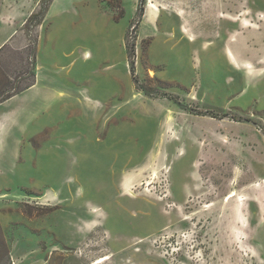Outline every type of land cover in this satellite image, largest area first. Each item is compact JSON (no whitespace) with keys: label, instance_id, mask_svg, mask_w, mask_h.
Segmentation results:
<instances>
[{"label":"rangeland","instance_id":"374dc122","mask_svg":"<svg viewBox=\"0 0 264 264\" xmlns=\"http://www.w3.org/2000/svg\"><path fill=\"white\" fill-rule=\"evenodd\" d=\"M40 1L0 0V97L35 82L0 107V264H264V0Z\"/></svg>","mask_w":264,"mask_h":264},{"label":"trees","instance_id":"16d2710c","mask_svg":"<svg viewBox=\"0 0 264 264\" xmlns=\"http://www.w3.org/2000/svg\"><path fill=\"white\" fill-rule=\"evenodd\" d=\"M52 0H41L40 1V4H39V9L36 13H32L30 16H29V19L26 20V23H28L29 21H31L32 19H38V21L42 20L45 13L47 12L48 10V7L50 5ZM25 23V24H26ZM40 23V22H39ZM5 48V46L1 47L0 48V52ZM33 77H34V74H32ZM34 79L32 81H30L29 84L25 85L23 88H18V89H14L12 90L11 92L7 93L6 96H1L0 97V104L4 103L5 101L11 99L12 97L20 94L21 92H24L26 91L27 89H29L30 87H32L34 85Z\"/></svg>","mask_w":264,"mask_h":264},{"label":"bare ground","instance_id":"6f19581e","mask_svg":"<svg viewBox=\"0 0 264 264\" xmlns=\"http://www.w3.org/2000/svg\"><path fill=\"white\" fill-rule=\"evenodd\" d=\"M148 1L150 2L151 0H148ZM147 6L150 7V8H152V9L154 8V7L152 6V4H148ZM183 30H184V29H183ZM86 55H87V54H86ZM225 55H226L227 59H228L231 63H233L234 65H236V60H235L233 54H232L230 51H228L227 49H225ZM245 66H246V65H245ZM246 67L251 68V65H247ZM182 155H184L183 152H182ZM169 171H170V169H168L167 172H169ZM181 171H182V170H181ZM181 171H177V173H176V177H175V186H176V189H177V190H180V191H181V189L183 188V187H182V183H183V178H184L183 173H182ZM234 196H235V192H234V191H231V192L226 196V200H229V199L233 198ZM237 200L240 201V202H243V201L245 200V198H244V197H241V198H239V199H237ZM108 258H109V257H104V258L100 259L99 261H97V262L94 263V264H101V263L105 262Z\"/></svg>","mask_w":264,"mask_h":264},{"label":"crops","instance_id":"0c3cea01","mask_svg":"<svg viewBox=\"0 0 264 264\" xmlns=\"http://www.w3.org/2000/svg\"><path fill=\"white\" fill-rule=\"evenodd\" d=\"M4 16H5V14H3V19H4ZM3 19H2V23L4 24V22H3ZM5 25V24H4ZM8 27V26H7ZM9 28V27H8ZM12 37H13V35H9V33H8V29H7V31L5 30V32H4V36H3V38L0 40V48L1 47H3V46H6V45H9L10 43H11V40H12ZM34 86H32L31 88H33ZM31 88H29V89H27L26 91H28V90H30ZM26 91H24V92H26ZM23 93V92H22ZM18 95H16V96H14V97H12L11 99H9V100H7V101H5L4 103H2V104H0V107L1 106H3L5 103H7V102H11V100L12 99H14V98H16ZM7 119L9 120V117H7ZM11 120H14L13 118L11 119ZM150 222L149 223H147V225H144L143 227H146V226H150ZM136 251H138V250H136Z\"/></svg>","mask_w":264,"mask_h":264}]
</instances>
